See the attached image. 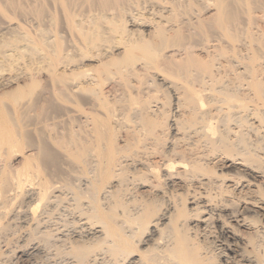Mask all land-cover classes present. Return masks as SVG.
I'll return each instance as SVG.
<instances>
[{
	"label": "bare ground",
	"instance_id": "1",
	"mask_svg": "<svg viewBox=\"0 0 264 264\" xmlns=\"http://www.w3.org/2000/svg\"><path fill=\"white\" fill-rule=\"evenodd\" d=\"M51 1L61 7L78 0ZM17 2L7 3L16 8ZM89 2L101 10L99 17H107L110 33L96 34L104 26L102 21V25L94 21L86 29L82 27L79 42L71 40L78 44L73 45L76 53L72 58L57 39L58 33L36 42L41 45L39 61L34 60L37 65L24 59L21 41L25 37L19 40L16 36L13 41L16 37L9 36L13 42L8 40L7 48L0 50V91L19 79L31 83L41 72L46 76L39 92L23 99L21 95L10 101L0 99V158L2 153L14 157L28 150L16 168L8 160L6 165L4 157L2 162L0 159V235L6 237L2 234L17 217L23 222L21 229H26L21 236L24 242L35 239V249L41 244L50 246L55 235L39 228L37 210L45 213L62 202L76 217L68 235H56L53 242L59 246L52 244L59 252L64 247L63 254L70 256L72 264H264V169L256 163L255 169L246 164L260 162L264 152L262 156L255 153L242 133L243 129L246 133L264 127V106L248 105L250 91L263 99L264 84L249 80L251 72L246 73L249 81L244 80L243 70L237 69L240 63L233 67L235 75L246 81L247 91L243 86V92L237 93L231 85L226 87L228 83L219 82L214 55L221 58V49L214 53L206 48L207 42L199 43L206 36L194 42L184 34H165L173 5L157 10L158 21L144 13L133 14L137 24L153 26L152 34H142L124 30L126 20L119 14L118 19L106 14L110 10L120 13L130 0H88L85 4ZM214 2V21L221 26L232 19L229 6L238 0ZM38 10L36 14L42 15L43 8ZM69 18L72 15L66 20L73 29L75 22L70 23ZM242 45L237 52L248 63L239 59L245 64L241 69L251 70L256 60L247 44ZM117 49L120 51L115 53ZM249 50L250 56L243 52ZM84 61L96 64L90 67ZM263 130L256 135L261 140L256 147L261 151ZM232 154L243 157L234 162L228 157ZM218 160H223L224 168L238 164L239 176L233 181L220 168L216 173ZM230 193L238 206L228 210L226 202L230 203L223 196Z\"/></svg>",
	"mask_w": 264,
	"mask_h": 264
},
{
	"label": "rangeland",
	"instance_id": "2",
	"mask_svg": "<svg viewBox=\"0 0 264 264\" xmlns=\"http://www.w3.org/2000/svg\"><path fill=\"white\" fill-rule=\"evenodd\" d=\"M17 1L20 4L17 2L19 5H18V7L15 8V7L10 6L11 3H9V4L7 3V2H10V0H6V2H5V0L4 1L3 0H0V9L3 10L2 13H1V10H0V34H1L0 35V50H3L5 48H7L6 44H7V41L10 39L9 36H11V38L14 37V36L15 37L18 36V39L19 40L21 38L23 40V37H25L27 40L29 39L28 42H25L24 41L25 38H24L23 41L25 43L23 41H21V42L23 44H25V46L27 45L26 47L24 46V48H23L24 50L22 49L25 52V54L23 53V51H22V54H24V56H25L24 59L26 61H28V62L31 61V66H33L34 64L37 65L38 63L37 64H36V62L34 63V60L35 61H37V60L39 61V56H41V49H40L41 48V45H39L40 44V41H41L40 38L43 40V39H45V37H47V36L49 37V34L51 36L52 34L53 35L54 34L57 35V33H58V36H60V37L56 36L57 39L59 38V40L61 41L60 43L63 42V44H62L63 47H65L67 51L69 50L67 52V56L69 55V58H72L71 55L74 54V52L76 53V51H75L76 49L74 48L75 46H73V45H76V46L78 45V44H76L77 42H79V38H78V35L77 34H79V37H80V30L83 29L84 27L86 29L87 27H89V24L91 25V23L93 25L94 24V21H97V22H101L102 21L104 23L105 20H106V18H107V17L105 18V16H101V17L98 16V14H100L99 11H101V10H99L98 8L96 9V7H94L95 4H92L91 3L93 5V7L90 4V2L87 3V4H85V1L88 2V0H84V3L81 2L83 0H78L77 2L75 0V2H76L75 4L77 5V7H75L76 5L74 4V2H72L73 3L72 4L69 1L68 2L70 4L66 1L68 3V4L65 3L67 6L62 4L61 7L55 5L54 3H57V2L54 1V3H53L51 0H49V1L48 0H45L46 2L44 0H43L44 2L42 0H17ZM143 1L144 0H140V1L139 0H130L131 3L130 2H127V3L125 2L126 4H123L124 6L120 9L122 11V9L124 8V10L122 12H123V14H124L125 17L122 16V15H120V14H122L120 10H119L120 13H118V11H116V10H113V12H112V10H110L111 12L110 11L109 12L107 11L108 13H106V14H108V15L113 14L112 16H114V17H112V16L111 17L114 18V19L115 18L118 19V14H119V16L123 17L124 20H126L125 26H124V30H126V31L128 30V31H130L132 33H137V31H142V34H152V30H153L152 24H149L148 26H141V25L137 24L136 21H133L134 20V17H135L134 15L138 16L139 14L144 13V14H142L143 16H146L147 15V16H149V18H153L154 17V19L156 21H158L159 20V17L156 16V15H158V13L161 11L160 9L163 8V7H167L168 8V7H170V5L171 6L173 5L174 6V9L171 12V15L168 16L169 17L168 19L170 20V22L165 24V29H166L165 34H167V35H171V34H184L186 38L189 37L190 40H194V42H196L197 40L200 41V39L202 37L206 36V37H204V39H201V41L199 43H201L202 41L205 42L204 44H207L208 43L205 46L208 49L210 48L209 51L213 50V52L214 51L217 52V51H219V49H221V51H223V52L219 51V52H221L220 54H222L223 56L226 55V54H227V56L229 55L228 57L227 56H224L223 57L222 55H220V56H222L224 58V60H225L224 61V60H222L223 59L222 57L221 58L218 57L219 54L217 55V53L214 52L217 55V56L214 55L215 58L218 59V64H216L217 61L213 57L214 58V61H215L214 62V65H216L219 68L222 67L221 64L222 65H225V67L223 66L222 68H220V70L218 68L217 76H218V78H221V80L223 79V81H221L219 79L220 80L219 82H221L224 85L228 83L226 87L227 88H230L232 86V88H234L235 90L234 89H231V90H234V91L237 90V93H238V91L240 93L243 92V90L246 88L245 87L246 81H249L251 79L254 80V81H256V82H259V83L264 84V0H238L237 3H235L232 6H229V9L231 10V12L233 14L232 15V19L228 20L226 23H224L221 26H218L215 23V21H214V18L216 16V8H217L216 5H215L214 0H156V1L155 0H148V1L145 0L144 3H143ZM153 1H155L156 4ZM224 1L230 2L231 0H224ZM64 2H65V0H64ZM42 3H44V4L42 5ZM46 4H47V6H45ZM140 4H142V5H140ZM58 5H59V3H58ZM72 5H74V6H72ZM56 6H57V8H56ZM63 6H64V9L62 8ZM70 6H71V8H70ZM19 7H23V8L21 9ZM39 7H40V12H42L41 11V8H43V12H42L43 14L42 15H41V13H39V14L37 13L36 14V11L39 9ZM127 7L130 10H128ZM35 8H37V9H35ZM32 9H34V12H33ZM70 9H71V11H70ZM21 10L24 11V12H22ZM30 10H32V11H30ZM47 10H48V13L46 14ZM64 10H66L67 12H69L70 15L67 12H64ZM49 11H50V13H49ZM61 12L62 13L64 12V14H62ZM116 13H117V15H115ZM51 14L52 15L55 14V16H52ZM104 14H105V12H104ZM165 14H167V13H164V15ZM71 15H72V18H69L71 22L69 20H68V22H70V23H74L75 22L74 24H72V28L73 29H71V25L69 23H67V20H66ZM94 15L97 16V17L95 16V20H93L94 19V17H93ZM100 15H102V13ZM43 17H45V18H43ZM48 17H49V19H48ZM51 17H54V18H51ZM98 17L100 18L99 20L96 19ZM73 18H75V19L73 20ZM135 18H137V17H135ZM52 19H53V21H50ZM64 20H66L65 21L66 24L64 23ZM77 22H79V23H77ZM102 22H101V25L103 24ZM79 24H81V26H79ZM105 24H106V22L103 24L104 25L103 28H102L103 30L101 29L100 32H98L96 34H108V33H110V31L108 32V30H107L108 24H106V28H104L105 27ZM67 25H69V26H67ZM75 25H76V28H75ZM55 26H57L58 28L56 27V29H54ZM65 27H66V29H65ZM8 28L9 29L10 28H13L14 30L13 29H10L9 30ZM57 29H58V31H57ZM104 29H106V30H104ZM12 30H13V33H12ZM52 31H54V32H52ZM15 33H17V34H15ZM196 34H200V36L199 35H196ZM192 35H193L194 38L192 37ZM43 36H44V38H43ZM52 36L50 37V39L52 38ZM77 38H78V40H77ZM14 39H17V37L16 38H13V41H14ZM206 39H208L209 42L206 41ZM10 40H12V39H10ZM10 40L8 41V43L9 42H13V41H10ZM33 40L35 41L34 42L35 44L32 43ZM71 40H73L74 42H76V41L77 42L76 43H73V41L71 42ZM245 40H246V42H245ZM38 41H39V44L36 43ZM19 42H17V43H19ZM203 42L201 43L202 45H203ZM240 44L241 45L243 44L242 46H244V45L246 46V44H247L246 47H248V49L250 48L251 49V52H253L252 53L253 54L252 56H254L253 57V61H255V60L256 61L254 62V66H253V64H251V65H252V68L254 70L253 69H251V70L250 69H248V70L241 69L245 65V64H243L242 61H244L246 63L247 60H243V59H240L239 58L240 57L239 54H238L239 51L237 52V50H238L239 47H241ZM212 45H215V46H212ZM25 48H27L28 50L25 49ZM73 48L75 50H73ZM198 48H196V49H198ZM217 48H218V50H217ZM36 49H38L39 52ZM66 50H65V52H66ZM118 51H120V49H117L115 53H117ZM226 51H227V53H226ZM231 51H232V53H231ZM233 52L234 53H237L238 55L237 54H234V56H231L233 54ZM243 52H247L248 53V52H250V50L249 51H243ZM29 53H30V56H28ZM244 54H246V53H244ZM235 55H237L236 57H238V62L236 61L237 59H236ZM240 55H241V53H240ZM248 55L250 56L251 53H248ZM36 56H38L37 57L38 59L36 58ZM226 57L227 58H232V59H230L232 62L229 59H228L229 62L226 61L227 60ZM27 59H29V60H27ZM239 59L242 60V61H240ZM32 62L34 64H32ZM238 63H240V64H238ZM84 64L89 65L90 67H93V65L96 64V61H84ZM229 64H230V67H233V66H235V65L238 64L237 65L238 67L236 66L238 70H243V71L245 70L244 74H242L243 71H242V73H240L241 76H242V78L244 77V80H246L248 78L249 80L247 79L245 81V83H243L244 80L242 78L240 79V77H241L240 74H238V76L235 75V74H237L236 73L237 70H235V67H233L231 69V70H234L235 71L234 74H232L233 71H231L229 69V66H228ZM244 68H245V66H244ZM223 69H226L225 70V73H222V72H224ZM60 70H61V68H60ZM230 71H231V73H230ZM250 72H251V74H249ZM246 73L249 74L248 77H247V74ZM220 74H221V76H220ZM227 74H228V76H227ZM45 78H46L45 74H43L41 72L39 75H37L35 77V79H33V82H31V83L29 81L28 82H23L24 80L19 79L15 83H12L8 88H6V90L0 91V93L3 92L0 95V99L6 100L8 98V100L10 101V99L13 100L12 97H14L16 95L17 96L21 95V98L20 97L19 98L20 99H23L24 97H22V96H26L28 93H30V94L32 92L33 93H37V92H39L41 90L39 88H41V87L44 86V84H45ZM227 79H231L232 81L231 80L229 81ZM87 81H88V79H84L83 80V82H87ZM227 81H229V82H227ZM219 82L217 80L216 83L221 84ZM230 82L233 85L230 84ZM106 85L104 84V88H103L104 90H107L108 89V86H106ZM234 85L236 87L239 86V90H238V87L236 88ZM219 86H221V85H219ZM228 86H230V87H228ZM243 86H244V88H243ZM18 87L20 88V90L19 89L16 90ZM242 88H243V90H242ZM14 90H16V91L13 93ZM31 90H33V91H31ZM245 91H247V90L245 89ZM15 93H18V94H15ZM249 95L252 98V100L249 101L251 103H248V105L250 106V108H253V107L255 108L256 104L258 105L257 108H259V107L263 108L264 103L261 104V102H264V101H262V100H264V97H262L263 99H261V98L260 99L255 98L256 96L253 97L254 95L251 94V91H250ZM19 98H17V99H19ZM253 99H255L254 101H256V99L258 101H260V100L261 101L260 102L256 101L255 103H253ZM66 104L68 105V103H65V105ZM251 104L252 105L254 104V105L252 106ZM241 122L242 121H240V123ZM221 124H223V123L221 122ZM224 124H227V122L226 123L224 122ZM243 124H245V120H243ZM233 125L235 126V124H233ZM229 126L232 127L231 124ZM239 126H241V125H239ZM241 127L244 128V125L241 126ZM241 127H240V129H242ZM263 129H264V127H263ZM263 129H259L257 131H254L253 129H251L253 132L250 131V129H249V132H246V133L244 132V130H246V129H243L242 130L243 131L242 133H244L243 135H245V136L247 135V138L245 136L244 137L246 138V140H248V142L250 141V143H251L250 145H252L251 147L252 148H255L254 151L259 156H262V152H264V151L263 150L261 151V149L259 150L256 147V144L259 145L260 144V141H261V140L257 139L258 138L257 136H259V135L262 134V130ZM256 132H258V133H256ZM262 142H264V141H262ZM19 144H20L19 146H21V142ZM1 147L5 148L4 145L3 146L1 145ZM18 149L20 150L19 147H18ZM23 149H25L24 146H23ZM1 150L2 149L0 148V151ZM17 153L18 154L16 156H14V157H11L10 154H9V156H10L9 157L8 155H6L7 153L6 154L5 153L4 154L2 153L1 156H2V158L4 157L3 158L4 159L3 162L6 163L5 160L6 161L8 160V162H9L8 165L11 166V167H15L16 168L17 165H19L21 163L23 155L24 154H28V150L27 151L26 150H23V153L22 152H17ZM218 153H220V152H218ZM241 155H243V154H241ZM241 155L239 156L237 154V156H236L235 154H232V155H229L228 157H231V159L234 162H238V161H240ZM2 158H0L1 159V162H2ZM7 158H10V159H7ZM218 161L219 162H216L215 163L216 173L219 172V169L218 168H220L221 170H223V172L228 173V175L226 176V179H231L233 181L235 180V178H237L239 176L238 171L236 170V167H237L238 164H233L231 166V169H230V167L229 168H224V164H223L224 162H223V160H218ZM226 162H227V164H229L230 163V160L229 161H226ZM252 162L251 163L247 162L246 163L247 166L254 168L255 166H253V165L256 163L257 166L259 164V167H260L259 169L260 170L264 169V159H261L260 162L259 161H256V162L254 161L253 163ZM250 164H252V165H250ZM6 165H7V163H6ZM259 169H256V170H259ZM217 181H219V180L217 179ZM230 182H232V181H226L227 184H229ZM189 189H191V188H189ZM189 192H190V190H189ZM211 192L213 194V192H215V190L214 191H211ZM223 197H225L224 199L227 198L228 203H230V204H227V202H226V205L228 206V210L234 209L235 207L238 206V204H237L238 201L234 198L233 195H231V193L230 194H226V195L224 194ZM232 199H233V201H232ZM187 204H188V201H186V206H187ZM58 205H59V203H57L54 207H51L49 211H45L44 210L45 213H48L47 214L48 216L47 215L45 216V213L43 212L42 209L41 210H39V209L37 210L38 211L37 212V216H39V217L42 216L43 217V218H41V217L39 218L38 217V220L40 222H41V219H43V220L46 219V221L48 219V222H46V223H44L45 221L41 222L43 224H41L39 222V228L42 229V230L43 229L48 230L49 233L51 232V235L54 234L55 237H56V235H58V236L59 235H63V234H67L68 235V232L70 233L71 232L70 230H72V228H73L72 227V224L74 225V223H73L74 220L73 219L76 217L75 211H74V213H72L73 212V209L70 210L71 208L70 209L65 208V207H68L66 205V203H63L62 204V202H61L60 205H59V208H58ZM56 206H57V208H56ZM16 218L17 217H14L13 218V221L15 219V221H14L15 223L13 222L14 226H13V224L11 222V224H10L11 226L10 225L8 226L9 229L7 228V230L5 231V233L2 234V235L5 234L4 236H6V237H3V236L0 235V245H1L0 246V264H3V263L4 264H72L74 262L73 260L71 261V259L68 258V256H69L68 254H66V253L63 254L64 253V249H65L64 247L62 248V246H61V248L63 250L60 248L61 249L60 252H59V248L57 249V247H55L54 244H56V242H53V241H57V240H55V237H54L53 241L50 243L51 244L50 246L49 245H46L45 246V245H42L41 244V246H40L41 248H38V249H35L34 248L35 243H36L35 242V239H34V241L31 240V241H25L24 242L23 241V237H21V236L25 234L26 229L25 228H24L25 230L23 228L21 229L20 224H21L22 221L19 222L18 220H20V219H16ZM16 221H18V222H16ZM64 223H65V225H64ZM40 224L42 226H40ZM23 231H25V232H23ZM58 231H60V232L58 233ZM28 240H30V239H28ZM52 243H54V244H52ZM20 244H22L23 246L20 245ZM25 244H27V245H25ZM57 244H56V246H59V244L58 245ZM260 253H262V250H260ZM43 254H45V255H43ZM44 257H46V258H44ZM78 264H80V263H78Z\"/></svg>",
	"mask_w": 264,
	"mask_h": 264
}]
</instances>
